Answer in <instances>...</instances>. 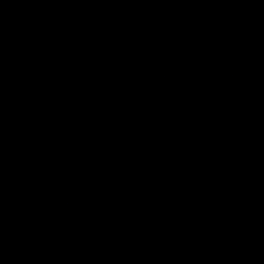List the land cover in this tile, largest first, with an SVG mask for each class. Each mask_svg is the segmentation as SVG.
I'll use <instances>...</instances> for the list:
<instances>
[{"label": "water", "instance_id": "water-1", "mask_svg": "<svg viewBox=\"0 0 264 264\" xmlns=\"http://www.w3.org/2000/svg\"><path fill=\"white\" fill-rule=\"evenodd\" d=\"M0 264H264V0H0Z\"/></svg>", "mask_w": 264, "mask_h": 264}]
</instances>
